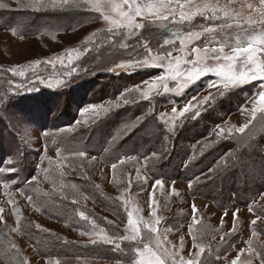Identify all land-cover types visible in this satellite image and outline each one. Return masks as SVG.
<instances>
[{"label":"rangeland","instance_id":"rangeland-1","mask_svg":"<svg viewBox=\"0 0 264 264\" xmlns=\"http://www.w3.org/2000/svg\"><path fill=\"white\" fill-rule=\"evenodd\" d=\"M19 2L25 5L27 2L29 3V0H0V4L7 5V7H4L5 9L13 8L17 5L20 6L21 4ZM199 2L218 4L221 7L227 5L234 14L240 13L244 16H247L250 12L246 7V3L250 2L254 5L258 4V0H199ZM28 8L33 9L29 6ZM86 11L96 14L94 11ZM220 22L222 21H217L216 23ZM204 23L206 22L200 17H197L193 21V24L195 25ZM4 25L6 24H0V26ZM105 27L106 25L103 20H101V23L95 24V21L91 19L87 26L77 27V29L68 33L57 34L54 36L41 35L38 37H20L12 30L10 31L5 28H0V126L16 123L15 129H19L16 138L12 140L5 138L6 133H3L2 138L3 140L4 138L6 139V143L3 142V146L6 149L12 147L16 141H21L19 138L20 135L27 130V142L23 144L25 148L29 149L28 151L32 152V157L25 162L24 165L27 166V164L30 163L36 166L39 165V171H42L43 168L42 173L39 172L36 180L31 182V184H33L32 187L35 186V189H28L27 192L21 193L20 191L15 190L13 184H9L5 187L4 182L0 179V208L4 210V219L0 221V228L5 231L10 238L7 239L14 242L16 245V248L13 249L8 240L7 244L0 247L1 252L6 254L8 250L11 253L10 258L5 260V262L0 257V264H9V262L10 264H23V261H27L28 264H56L55 260L46 259L41 256L46 250L45 248L38 250L37 246L31 244L25 235H21L22 229L30 230V227H27L26 225H30L31 229H34V227L37 228V224L40 225V228L37 229L42 235V237L39 238L43 242L45 241L49 243L50 241L48 240V237H46L49 236L60 239L65 244L78 243L86 245L88 249H85L83 259L76 260V258L70 259L67 257V264H73V262L74 264H118V262L119 264H130V257L132 254L128 242H122L120 250H114L113 246L103 243H97L95 245L91 244L90 240L96 237L91 235H81V232L90 233L92 231L93 222H83L78 211L75 212L76 220H72L67 216H64L63 220H58L55 219L56 217L54 218L47 214L43 215L42 209L39 207V205H45L46 212L48 210L47 204L49 202L57 201L51 196L61 198V193L65 191L67 194L72 195V201L75 200L76 195L79 194V191L77 189L75 190L76 184L68 189H66L68 186L64 188L61 187L68 184L70 180H77L78 178L85 177L90 172H93V177L98 185H103L105 190L115 196V198L120 197L122 192H124L125 197L130 201L129 207L140 208L142 210L140 214L145 219L150 218L148 202L150 193L152 192V185L155 181L150 179L145 173L146 165L142 160L135 163V166H137V175L135 178L130 179L124 177L117 179L118 183L114 184L112 183L113 170L110 165L104 164L97 159L92 160V157L89 156H86V162H89L92 168L86 165L85 162L80 163L77 158L73 156H67L66 159L62 160L61 157L57 155V152H55L49 145L46 146V143L43 142L45 140L44 137H54L53 133H48L47 136H44V132L41 131L43 127L64 124L70 120L71 114H74L75 118L78 116L79 122H74L76 123V125L74 124L76 127H88V125L93 122H99L112 109L116 108L112 107V105L119 103L105 100L102 103L99 102L96 105L88 106L87 108L90 109L88 112L80 110L79 105L82 101L79 96L95 92H90V89L94 88L93 86L99 83L98 81L93 80L85 88L75 91L74 94L78 96L75 100H72L73 98L71 97L70 101H66L68 100L66 98L69 97V95H67V97H62V99H52L48 101V93H59L60 91L63 93V90L68 88L70 81V77L63 75L65 71L70 69L61 68L60 60L56 57L59 56L61 59H64V53L66 50L78 49L80 50V59L78 61L74 60L73 62L78 68L79 62L87 59L93 50L92 46L88 45L90 51L84 53L83 47L86 38L90 33L96 32L97 29H103ZM177 27L180 30H182L181 28H183L184 31L189 30L186 26ZM229 31L233 32L235 29L233 28ZM161 37V29L155 24H148L146 28L142 30V34L138 36V39L140 42L150 43L151 47L155 49L159 44L163 43ZM206 39H208V37L203 36L195 43L202 47ZM129 43L136 44L137 40L132 39ZM177 47H179L178 42ZM126 56L127 53L122 52L119 57H116L113 60L119 63L122 59L126 58ZM45 59L52 60V62L56 64V68H53L51 64L45 63L38 66L35 65V61H44ZM33 67H35L36 73L42 74V79L45 81L44 83H40L36 79V74H34L32 70ZM12 68H16L17 72L13 73L10 71ZM20 70L24 71V76L18 75ZM111 72L116 74L123 72L128 75L142 73L149 76L146 80H150L156 75L161 74L162 70L158 68H134L126 71L114 69L113 67ZM57 79H63L65 83L58 87L56 85ZM213 79H215V77L206 76L194 86L187 89L183 94H177L174 92L164 94L161 92L159 96H153L148 101H160L161 106L157 109L158 120L172 129H176L178 124L183 120H195L207 111L217 110L219 102H231L233 104L232 108L230 110L228 109L227 112L225 111L222 116L219 115L221 118L219 123L211 126L209 133L198 140L197 144H193L190 147L195 151L196 149H199L197 145H200L201 147V145L215 140L221 141L232 139L235 141V146L241 148V151L246 150V153H248L249 149L254 148L257 142L262 141V143H264V119H261L258 113L257 119L253 121V125H250L249 129H246L245 133H238L235 129L244 125L251 118L247 111H242V107L247 105L248 109L251 108L249 100L260 90V82L253 81L242 89H230L225 91L223 95H220L217 93L216 88H205V85ZM49 83L52 84V87H48ZM81 85L83 84L81 83L74 87L79 88ZM173 86L174 85L170 83V87ZM28 88H33L35 90L28 91ZM71 88H73V86H71ZM209 92L215 94L216 99L202 107L199 116L187 119L178 118L174 127L170 121L166 123L165 120L160 118V113H166L168 116L165 119H168V117L171 116L172 107L182 109L192 96L199 94L202 97L208 95ZM137 99L140 100L138 95ZM7 102L13 106L10 107L12 108V112L8 108H4L6 107ZM120 104L121 103H119V105ZM43 106L46 109L48 108L49 111H44ZM93 106L97 107L93 109ZM101 106L109 108V111L107 113L101 112ZM16 111L22 112V116L20 114L18 115ZM97 113H99V115H97ZM220 128L225 129V134L223 136L216 135ZM229 129L232 130L231 134L228 133ZM65 130L74 131L72 129ZM8 153L10 152L5 151V154ZM22 156L24 157V155ZM3 157L4 153L0 148V161ZM256 161L257 160L254 159V165H257ZM45 169H47V173L44 180H42L40 179V176L45 172ZM92 169L96 170L93 171ZM263 171V168L258 166L256 174L258 175V173ZM27 172L28 171L25 170V174ZM61 173H63L62 176ZM129 182L131 184L130 190L124 191L129 188ZM174 182L176 190L181 195H165V193L170 192L173 184V181L165 180L164 188L162 190L158 188L155 193L158 198L159 207L162 209L160 214L166 219L168 228L173 229L172 231H167L162 222L160 229L161 239L163 240V237L165 235L167 236L165 244L170 251L173 250V244L177 246L175 251H177L179 255H183L185 258H188L189 251H194L192 249V241L188 232V226L191 223V217L193 215L191 205L194 203L197 209H199L196 213V217L201 221L196 227L202 228L203 245L206 248L205 254L201 257L204 264H231V261L235 259L238 252L241 249L247 248L246 242L252 237L253 231L258 233V236L253 238L254 247H256L258 252H264V243H262L264 242V192L256 196L249 205L254 211L250 212L249 206L233 205L229 209H226L227 215L225 216V210H222L211 201L199 197H193L191 195V190L188 187V182ZM45 193L48 195H45ZM34 195L36 196L33 197ZM27 197H31L32 199L29 200ZM34 198L37 199L34 201ZM64 199H68V197H65ZM117 201L121 203L120 200ZM80 202L83 203V201ZM13 204H15V208L13 207ZM165 204L166 208L164 207ZM121 207L123 209V218L112 211L109 213L93 207V210L98 214V222L100 223L97 230L104 229L107 233L115 235L123 234L127 215L122 203ZM237 210L239 211L235 220L236 231L233 232V213ZM54 214H56V212H54ZM257 215H260L261 219L257 220V224L253 226L251 225V221L256 219ZM222 217L223 224L221 223ZM22 221H27L28 223L24 222V224H20ZM107 221H112L113 224H109ZM18 227L20 228V231H10V229ZM222 235L224 236V240H221L220 238ZM180 236L185 237L184 250L182 252L179 249ZM27 237H29V235H27ZM5 245L7 250L5 249ZM65 247L70 248L71 246L65 245ZM98 247H107L109 250H107V248L103 249ZM246 256L247 253L242 255L241 260H245ZM248 259L251 261V264H261L258 255L250 256Z\"/></svg>","mask_w":264,"mask_h":264},{"label":"snow or ice","instance_id":"snow-or-ice-1","mask_svg":"<svg viewBox=\"0 0 264 264\" xmlns=\"http://www.w3.org/2000/svg\"><path fill=\"white\" fill-rule=\"evenodd\" d=\"M28 6L35 11L47 10L49 7L53 10L77 7L94 11L99 14L106 27L97 29L96 32L89 34L83 47L84 53L90 51L88 45H91L92 49L97 50L98 53L100 49L105 47L117 51L123 49L127 56L119 63H114V69L128 71L134 68H158L162 70L161 74L150 80L141 81V85L127 89L128 95H121V100L125 105L130 102L136 103L137 95L140 100H149L153 96H159L161 92L164 94L172 92L183 94L202 78L213 76L215 79L210 80L205 85V88H216L217 93L220 95L230 89H242L253 81L260 82V90L249 100L251 108L248 109L247 105L242 107V111H247L251 118L244 125L236 128V132L245 133L246 129H249L250 125H253V121L257 119L258 113L260 118L264 119V0H258L256 5L250 2L246 3V7L250 10L247 16L240 13L234 14L227 5L221 7L218 4L200 3L199 0H29ZM0 7H7V5L0 4ZM197 17H200L206 23L193 24ZM217 21L222 22L216 23ZM148 24L157 25L162 32L166 30V34L161 37L163 43L159 44L155 49L151 47L150 43L140 42L138 39V36L142 34V30ZM177 26H186L189 30H180ZM233 28L235 31L230 32L229 30ZM98 33L103 36V39L99 40V42L97 39ZM203 36H207L208 39L205 40L201 47L195 42ZM132 39H136L137 43H129ZM177 42L179 47H177ZM64 57V59L59 56L56 58L60 60L61 68L70 69L65 71L63 75L71 77L73 73L77 72V67L73 62L80 59V50L68 49L65 51ZM42 63L51 64L53 68H56V64L52 60L35 61L37 66ZM32 70L36 74V79L40 83H44L42 74L36 73L35 67ZM10 71L16 73L17 69L12 68ZM24 74L23 70L18 72L20 76H24ZM64 83L63 79H57L56 81L58 87ZM170 83L174 86L170 87ZM48 87H52V84L49 83ZM27 90L33 91L35 89L28 88ZM215 99L216 95L212 92L202 97L199 94L194 95L182 109L172 107L171 116L168 119H165L168 116L166 113H160V118L165 120L166 123L170 121L174 127L178 118L187 119L199 116L200 109ZM119 106V103L112 105V107ZM95 107L97 106H93V109ZM83 111L88 112L90 109L85 108ZM100 111L107 113L109 108L101 106ZM142 119L143 117H138L137 121L139 122ZM130 127H134V125H125L126 129ZM17 132H19V129L13 132V135H16ZM231 132L232 130L229 129L228 133L231 134ZM224 134V128H220L216 133L217 136H223ZM43 135L47 136L48 133L45 132ZM19 138L22 143L27 142V130ZM166 153L167 149L165 148L160 153H150V156L145 157V159L155 158L152 160L155 163L162 159ZM18 155L22 157V151L19 149ZM57 155L62 160L66 159L59 149H57ZM72 155L76 158H84L87 153L78 151ZM95 159L96 157L93 156L92 160ZM125 159L121 158L117 163L111 164L113 170L112 183L114 184L118 183V164H123ZM127 159H131V157ZM221 159L224 160L225 169L231 168L240 162L239 157L235 159L222 157ZM8 163L17 166L0 167V173L16 174L18 176L21 171L18 165L22 163V159L20 161L10 159ZM185 167H187V164ZM219 167L218 165L217 169L209 168L207 172H202L200 176L195 177L196 181H200L201 177L211 180L212 176L209 173L217 171ZM37 168H39V165H37ZM45 172L47 173V169H45ZM62 175L63 173H61ZM34 180H36V177L32 176L30 180L25 178L23 182L31 183ZM15 183H17V180L11 177L4 181L5 187ZM192 186L193 181L189 180V189ZM96 187L98 188L99 185H96ZM130 187L131 184L129 182V188L124 191H129ZM158 188L161 190L164 188L163 177L156 179L152 185V192L148 202L150 209L149 219H145L140 214L142 212L140 208H130V201L122 192L121 196L116 199L121 201L127 215L123 234L115 235L107 233L104 229L97 230V226L93 223L92 231L90 233L81 232V235L95 236L96 238L90 240L91 244L103 243L111 245L114 250H120L121 243L128 242L132 254L130 264H204L201 259L206 252V248L203 245V231L202 228L196 227L201 223L196 217L199 209L194 203L191 205L193 215L188 226V232L194 251H189L188 258H185L175 251L177 247L175 244L172 245L173 250H169L165 244V241H167L166 235L163 240L161 239L160 229L162 222L167 231H172L173 229L168 228L166 219L160 214L162 209L159 207L158 198L155 195ZM45 195L48 194L45 193ZM165 195H181L176 190L174 181L170 192L165 193ZM27 198L29 200L32 199L31 197ZM72 203H78V201L73 200ZM13 207L15 208V204H13ZM164 207L166 208V204ZM3 211L0 208V221L4 219ZM238 211L233 213V232L236 231L235 220L238 216ZM249 211L252 212L254 209L249 206ZM224 215H227V210H225ZM79 216L85 221L89 219L84 212H80ZM260 219L261 216L257 215L256 219L251 221V225L255 226L257 220ZM107 222L113 224L112 221ZM221 223L223 224V217L221 218ZM36 227L39 229L40 225L37 224ZM10 231L18 232L20 228H12ZM257 236L258 233L253 231L252 237L246 242L247 248L241 249L235 259L231 261V264H251L248 257L253 255H258L261 264H264V252H258L253 245V238ZM220 238L224 240L223 235ZM179 240V249L182 252L184 250L185 237L180 236ZM9 243L13 249L16 248L14 242L9 240ZM245 253H247L245 260H241V256L245 255ZM23 264H28V262L23 261Z\"/></svg>","mask_w":264,"mask_h":264},{"label":"trees","instance_id":"trees-1","mask_svg":"<svg viewBox=\"0 0 264 264\" xmlns=\"http://www.w3.org/2000/svg\"><path fill=\"white\" fill-rule=\"evenodd\" d=\"M19 3L23 6L0 8V24H6L0 26V28L12 30L20 37L54 36L68 33L77 29V27L87 26L91 19L95 21V24L101 23L102 20L98 13L94 14L77 7L65 10H53L49 7L47 10L35 11L28 8V2L25 5L21 2ZM181 29L184 30L183 28ZM165 34L166 30L162 32V36ZM97 39L98 42L102 40V34L99 33ZM122 50L117 51L105 47L100 49L98 53L97 50L93 49L87 59L79 62L77 72L69 78V86L66 90H63V93L62 91L59 93H48V101L62 99V97H67V95L69 97L66 98L68 99L66 101H70L71 97L73 98L72 100H75L78 97L74 94L75 91L85 88L93 80L99 83L90 89V92H95L79 96L82 101L79 105L80 110L96 105L99 102L102 103L105 100L119 102L121 103L120 106L112 109L99 122H93L88 127H76L75 125L79 122V119L78 116L75 118L74 114H71L70 120L64 124L43 127L42 132L54 134V137H44L45 140L43 142L46 143L45 145H49L55 152L59 149L63 157L73 156L74 152L84 151L87 156H95L98 161L110 166L112 163H117L121 158H126L123 164H118L117 179L124 177L135 178L137 175L135 163L142 160L146 165L145 173L154 181L161 177L165 181L188 182L191 180L193 181V186L190 190L193 197L209 200L222 210L229 209L233 205L249 206L256 196L264 192V171L258 173V175L256 174L258 166H261L264 170V143L262 141L257 142L254 148L249 149L248 153H246V150L241 151V148L235 146V141L232 139L215 140L203 144L201 147L197 145L199 149L195 151L190 147L206 136L211 126L218 124L221 119L220 116L225 111L227 112L228 109L230 110L233 104L228 101L219 102L217 110L207 111L195 120H183L176 129H172L158 120L157 109L161 106L160 101L153 102L137 99L136 103L123 104L121 95H128L127 89L140 85L141 81H145L149 76L142 73L134 75H128L123 72L112 73L111 70L114 67V63H117L113 59L119 57L124 52ZM81 83L83 84L81 85L82 87L78 86L79 88H75V85H80ZM10 107L13 106L7 102L4 108H8L12 112ZM43 109L44 111H49L44 106ZM16 112L18 115L22 114L20 111ZM138 117H143V119L138 122ZM75 121L76 123H74ZM15 125L16 123H10L0 126V148L4 153V157L0 161V167L17 166L9 164L8 161L10 159L20 161L22 159V163L18 165L21 171L18 176L16 174L0 173V179L3 182L10 177L16 179L17 183L13 184V187L23 193L27 192L28 189H35V186L32 187L33 184L23 182L24 179L30 180L32 176L37 178L38 173H42L43 168L42 171H39V168L32 163L27 164V166L24 165L32 157V152L28 151L29 149L25 148L21 141H16L8 149L3 146V142L6 143L5 138L10 140L16 138V135H13V132H16ZM125 125H134V127L126 129ZM3 133H6L4 140L2 138ZM114 137L115 139H113ZM165 148L167 153L158 162H152L155 158L145 159V157L150 156V153H160ZM18 149L22 151L24 157L18 155ZM5 151L10 153L5 154ZM128 157H131V159H127ZM222 157H231L233 159L239 157L240 162L231 168L225 169ZM254 159L257 160L258 166L254 165ZM77 160L80 163L85 162L86 165L91 167L90 163L86 162V157L77 158ZM186 164L187 167H185ZM218 165L220 167L217 171L209 173L212 176L211 180L201 177L200 181H196L195 177L200 176L202 172H207L209 168L217 169ZM25 170L28 171L26 174ZM92 170L95 171L96 169ZM45 176L46 172L40 176V179L44 180ZM75 184V190L79 191V194L75 197L78 203H72V195L67 194L66 191L62 192L61 198L51 196L57 201L49 202L46 212L45 205H39L43 215L47 214L54 218L56 217L55 219L58 220H63L64 216L76 220L75 212H84L89 219L87 221L83 220V222L92 221L97 227L100 226V223L98 222V214L93 210V207L109 213L112 211L123 218L121 203L116 200L115 196L106 191L103 185L96 187L98 183L93 177V172L77 180H70L68 184L63 185L61 188L68 186L66 188L68 189ZM65 197H68V199H64ZM85 197L87 198L85 199ZM35 199L37 198L33 200L35 201ZM79 200L83 201L85 205ZM24 222L28 223L27 221H22L20 224H24ZM26 226L30 227V230L22 229L21 235H25L31 244L37 246L38 250L45 248L46 250L41 256L55 260L56 264H67V257L70 259L76 258V260L83 259V253L85 249H88L84 244H65L60 239L46 235L44 236L48 237L50 242H43L40 240L42 235L37 228L31 229L30 225ZM2 231L0 228V247L7 244L10 239L5 231ZM65 245L71 247L66 248ZM98 248L106 249L107 247ZM5 249L7 250L6 245ZM107 250L109 249L107 248ZM10 254L8 250L5 254L0 249V257L4 262L10 258Z\"/></svg>","mask_w":264,"mask_h":264}]
</instances>
